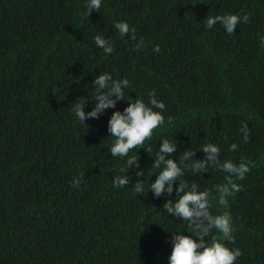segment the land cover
Wrapping results in <instances>:
<instances>
[{
  "label": "trees",
  "instance_id": "16d2710c",
  "mask_svg": "<svg viewBox=\"0 0 264 264\" xmlns=\"http://www.w3.org/2000/svg\"><path fill=\"white\" fill-rule=\"evenodd\" d=\"M84 5L0 0V264H168V230L186 222L161 215L164 197L133 194L137 168L126 170L129 186L111 183L125 165L108 152L114 138L107 121L128 101L87 125L71 110L91 97L100 71L127 78L133 98L147 100L155 90L164 101L165 123L143 145L150 154L159 139L174 137L178 152L215 142L221 160L251 162L235 181L242 190L225 206L213 200L211 210L232 218L229 246L242 253L236 264H264V0H104L88 17ZM225 13L249 19L232 34L204 26L206 16ZM121 20L135 29V40L112 27ZM96 34L109 37L111 54L95 46ZM141 37L144 46L134 50ZM92 106L88 99L85 111ZM233 142L237 149L227 151ZM136 151L130 155L148 176L153 157L143 147ZM225 175L187 171L183 179L216 197ZM73 177H82L79 186Z\"/></svg>",
  "mask_w": 264,
  "mask_h": 264
},
{
  "label": "clouds",
  "instance_id": "9594fccd",
  "mask_svg": "<svg viewBox=\"0 0 264 264\" xmlns=\"http://www.w3.org/2000/svg\"><path fill=\"white\" fill-rule=\"evenodd\" d=\"M103 2L104 0H85V15L88 17L93 10L100 12ZM248 19L246 14L225 13L206 16L203 23L208 29L219 24L226 33L232 34L240 23H247ZM112 27L121 36L136 39L135 29L130 27L127 21H117ZM93 40L95 46L102 49L105 55L112 53L113 46L108 36L96 34ZM259 40L264 46V35L260 36ZM143 46L144 40L141 37L136 41L134 50H139ZM153 51L159 52V45H154ZM91 84L94 85L91 88L94 91L91 97L88 94V99L93 101L90 110L85 111L88 99L83 102L77 99L71 103V110L81 124L87 125L86 120L98 119L109 108L116 109L118 101H128L122 111L119 109L112 111L107 121L108 136L114 138L108 152L113 158H123L125 165L121 168V174L112 177V187L120 189L129 186L130 178L125 173L130 167H135L137 179L131 184L133 194L136 197L137 194L144 196L151 191L153 197H164L161 215L168 220L178 218L179 221L186 222V227L182 230L187 229L190 234H183L182 230H168L171 235L167 240L172 246L168 264H236L242 253L240 248L229 246L235 242L232 218L226 210L213 213L212 201L215 200L219 206H225L230 196L240 192L242 185L235 181L243 180L250 171L251 162L243 158L239 162L231 159L221 160V147L215 142H205L197 148L191 145L178 152V142L174 137L159 139V146L155 148L154 154H150L153 153V149L143 145L152 137L154 130L165 123L166 105L163 100L156 98L155 90L147 92V100L137 94L133 98L128 95V91L131 90L130 81L124 77L114 78L106 71H100ZM126 96L130 99H126ZM240 132L243 141L247 142L248 126H242ZM141 147L153 157L150 165L152 172L148 176L145 175V169L139 168L138 156L130 155ZM237 147L238 145L233 142L227 151H234ZM197 151L203 153L202 158H196ZM177 152L175 158L169 155ZM209 169L226 174L227 183L216 187L219 193L216 197H213L211 189L206 187L201 189L195 180L189 183L183 179L187 171L192 175L203 176L204 173H209ZM153 173L156 174L155 179H151ZM142 176L144 178L140 179ZM81 179L82 177H73V187L79 186Z\"/></svg>",
  "mask_w": 264,
  "mask_h": 264
}]
</instances>
